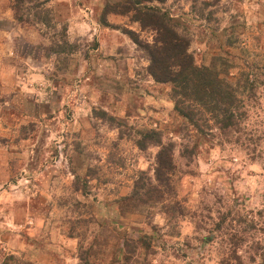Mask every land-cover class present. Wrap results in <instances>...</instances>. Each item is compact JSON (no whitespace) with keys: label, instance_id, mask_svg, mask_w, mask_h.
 <instances>
[{"label":"rangeland","instance_id":"374dc122","mask_svg":"<svg viewBox=\"0 0 264 264\" xmlns=\"http://www.w3.org/2000/svg\"><path fill=\"white\" fill-rule=\"evenodd\" d=\"M118 1L0 0V264H264V0L154 4L239 88L227 130L176 111Z\"/></svg>","mask_w":264,"mask_h":264},{"label":"trees","instance_id":"16d2710c","mask_svg":"<svg viewBox=\"0 0 264 264\" xmlns=\"http://www.w3.org/2000/svg\"><path fill=\"white\" fill-rule=\"evenodd\" d=\"M165 0H119L107 4L105 15L130 17L142 30H151L155 36L152 43L144 42L139 34L131 29L124 33L148 56L150 76L161 84L172 86V97L176 111L200 129L198 116L211 115L221 130L235 127L237 119L243 116L235 114L242 103L239 88L225 80L226 70L219 69L214 62L211 66H201L189 52L190 40L179 33L173 19L160 6ZM218 60V59H216ZM244 84V90L247 91ZM241 87V86H239ZM239 103V104H238ZM141 150L149 143L160 147L157 155L156 181L168 185L175 169L172 144L164 145L162 134L155 131L139 132ZM167 187V186H166ZM154 190L158 187L152 186ZM138 190V189H137ZM160 193V191H159Z\"/></svg>","mask_w":264,"mask_h":264}]
</instances>
